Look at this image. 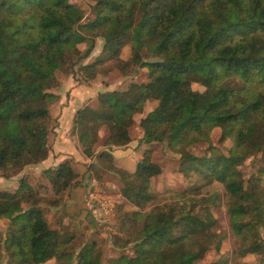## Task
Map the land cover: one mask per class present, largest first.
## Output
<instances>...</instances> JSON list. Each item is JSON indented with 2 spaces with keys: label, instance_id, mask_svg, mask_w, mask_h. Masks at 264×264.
I'll list each match as a JSON object with an SVG mask.
<instances>
[{
  "label": "trees",
  "instance_id": "16d2710c",
  "mask_svg": "<svg viewBox=\"0 0 264 264\" xmlns=\"http://www.w3.org/2000/svg\"><path fill=\"white\" fill-rule=\"evenodd\" d=\"M89 10L76 0H0V177L46 159L56 72L88 56L98 38L99 54L79 66L83 76L93 78L99 65L111 62L124 76L144 69L147 80L99 92L75 113L71 132L83 154L95 157L93 174L117 178L133 206L155 200L151 178L162 167L152 147L132 172L113 163L111 148L127 145L137 123L141 142L165 144L187 159L180 170L202 181L173 192L169 205L122 215L120 230L133 231L105 264H192L211 242L219 250L222 236L211 210L217 194L196 197L214 181L225 191L238 256L256 255L255 263L244 264H264V0H93ZM80 43H88L83 53ZM148 101H156L155 108L135 120ZM214 128L220 142L231 140L227 154L214 148ZM202 144L208 155L190 152ZM41 174L55 206L79 175L71 159ZM31 200L24 178L13 190L0 188L6 264H102L94 240L73 250L75 235L53 225Z\"/></svg>",
  "mask_w": 264,
  "mask_h": 264
},
{
  "label": "rangeland",
  "instance_id": "374dc122",
  "mask_svg": "<svg viewBox=\"0 0 264 264\" xmlns=\"http://www.w3.org/2000/svg\"><path fill=\"white\" fill-rule=\"evenodd\" d=\"M76 1L78 3H81L82 7L87 10L86 14L90 15L89 5H91L93 0ZM77 46L82 52L84 51V43H80ZM100 48L101 41L97 38L95 40V48L89 55V57H91V59L89 58L90 60L94 59L99 54ZM128 54V46H126L123 48L121 53L122 59H126ZM87 60L88 58H81L77 61H75V58L71 59L68 64L64 66V69H60L56 72V78L58 79L57 85L51 88L50 91L56 93L61 87L62 82L60 78L66 77L68 74L73 75L74 78L80 81L81 83L92 82L93 84H96V86L102 85V87L107 86L111 89H123L131 81L147 80L146 70L141 69L133 75L124 76L121 75L119 70L114 67V63L111 62L99 65L94 77L89 79L83 76L82 73L79 71V66L83 63H86ZM191 87L194 90L198 91H202L204 89L201 85L197 83H192ZM55 105L56 104H54L53 107L50 108L52 115L49 121L51 129L55 126L56 123V121H54L53 119L56 113V107H54ZM155 106L156 101L146 102L143 113L135 115V120H139L141 116H144L147 112L153 110ZM141 135L142 131L138 127L137 123H134V125L132 126V141L136 140L137 142L134 145H129V147H127L129 152L127 155H125L124 159H126L128 162L132 161L134 166L144 149L149 146L152 147L153 160L158 162L162 167L161 173L151 178V189L156 196L155 200L147 203L143 208H138L136 206H133L128 200L125 199V197L122 196L119 199V202L117 203L121 204L118 206V210L116 211V219L115 217L113 218L112 232H109L107 234H103L93 225L90 217L86 214L84 208L83 212H81L82 209H78L77 212L70 213V211L64 206V199L66 198L67 190L61 195L58 206H55L50 203L54 200L55 197L53 196L50 186L46 185L47 183L40 172L34 174L33 171L31 173H27V171H21L16 175L17 178L13 180L11 179L12 177H0V188L13 190L18 187L19 179L24 178V180L30 184L31 190L33 191V200H31V202H35L36 205L42 207L45 218L50 221L53 225L56 224L62 232L69 231L75 235L76 238L72 242L71 248L73 250H78L79 246L83 245V243L94 240L96 243L95 249L97 250V254L100 255L102 264H105L106 260L109 257H114L118 254L119 249L115 246L123 244L127 240V237H129L128 234L133 231V229H129L127 230V232L125 230H120L119 225L121 223L122 215H125V213H130V211L133 210L139 209L143 212L150 210L153 207H161L164 204L169 205L171 202L173 203L175 201V198H173V201L171 198L173 192L181 191L184 188L189 189L195 184H202V181L197 175L180 170V165H187V159L180 158V155L177 152H174L172 149H170L163 143H146L144 141L141 142L139 139ZM219 137L220 129L214 128L210 134L211 142L218 152L227 154L231 146V140L228 139L223 142H220ZM205 146L206 144L196 146L190 149V152L197 155H208L210 151L205 150ZM114 153L117 156L118 151H115ZM244 167L246 169V172L250 170L249 159L245 161ZM96 179L102 183L106 182L105 185H107L108 183L114 184L117 191H119L120 189V184L117 178L111 179L106 176L103 180H99L97 177ZM105 187L106 186H104V188ZM211 193L217 194L216 203L218 204L211 205V210L216 219V231L220 236H222V241L219 246V250H216L214 248L215 242H211L210 250H208L202 258L195 260L192 264H212L217 260L222 261V264L255 263L258 260V257L256 255L248 254L243 257L238 256L237 250L239 247V241L230 229L229 216L226 212L224 204L225 191L222 184L214 181L210 185L203 187L201 189L200 194L196 195V197L199 198L202 196H207ZM28 204V202L22 203L24 208L27 207ZM131 219H133L132 216ZM133 222L135 221L132 220L130 225H132ZM7 224L8 220L6 218L0 219L1 232H5ZM111 240L114 242V244ZM129 245L127 247H129ZM6 260L7 258L5 257L4 250H2L0 255V264H6ZM53 262L54 259L44 264H51Z\"/></svg>",
  "mask_w": 264,
  "mask_h": 264
},
{
  "label": "crops",
  "instance_id": "0c3cea01",
  "mask_svg": "<svg viewBox=\"0 0 264 264\" xmlns=\"http://www.w3.org/2000/svg\"><path fill=\"white\" fill-rule=\"evenodd\" d=\"M87 44L84 43V50L86 49ZM92 51L90 52V54L92 53ZM89 55L82 59L88 58L86 62H91L93 59L90 60L91 57H89ZM60 80L62 82L61 87L56 93L54 92L57 95V98L49 107L50 110V108L53 107L54 104H56L54 106L56 107V113L53 118L56 123L49 133L48 141L50 150L48 156L46 157V159L37 164L26 166L22 172L27 171V173H31L33 171L34 174H36L37 172L41 173L43 169L49 166H55L65 159H71L79 175L66 191L64 206L70 211V213L77 212L78 209H82V211H79L83 212L84 207L82 204V197L84 193V187L87 179L90 176L94 175L93 170L90 168V165L95 163V157H87L83 154L78 144L77 137L75 134H72L71 128L73 126V121L77 110L82 108L84 105L92 102L99 92L112 89L107 86L102 87V85L96 86V84H93L92 82L81 83L80 81L76 80L71 74H68L66 77L60 78ZM51 116L52 115L50 111V119ZM136 142V140H131L125 146L111 148L113 163L115 166L130 172L134 170L136 163L133 166L132 161L128 162L124 158L125 155H127L129 152L127 147H129V145H134ZM115 151H118L117 156L114 153ZM141 156L142 154L140 155V157ZM15 178L17 177L14 176L11 179L13 180ZM99 183L101 186H105L106 182L102 183L99 181ZM119 193H121L120 189Z\"/></svg>",
  "mask_w": 264,
  "mask_h": 264
},
{
  "label": "built area",
  "instance_id": "2783aa9c",
  "mask_svg": "<svg viewBox=\"0 0 264 264\" xmlns=\"http://www.w3.org/2000/svg\"><path fill=\"white\" fill-rule=\"evenodd\" d=\"M101 186L94 175L90 176L84 187L82 204L93 225L103 234L112 232L115 206L122 197L114 184Z\"/></svg>",
  "mask_w": 264,
  "mask_h": 264
}]
</instances>
